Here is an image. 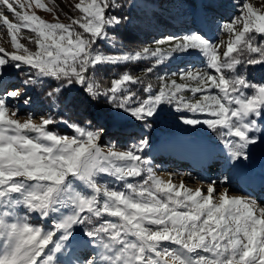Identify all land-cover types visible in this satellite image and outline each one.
Returning a JSON list of instances; mask_svg holds the SVG:
<instances>
[{"label":"snow or ice","instance_id":"6c2138e0","mask_svg":"<svg viewBox=\"0 0 264 264\" xmlns=\"http://www.w3.org/2000/svg\"><path fill=\"white\" fill-rule=\"evenodd\" d=\"M35 5L49 10L40 0ZM24 7L21 0H0V23L14 49L0 47V264H264L259 201L218 192L225 181L209 183L205 193L161 179L143 138L117 150L101 144L102 129L65 122L72 135H62L50 130L52 116L35 122L30 112L21 120L16 102L26 91L5 79L6 69L26 70L25 89L55 82L47 93L53 104L77 89L149 126L164 105H174L181 123L217 134L225 162L234 167L264 140V84L247 75L250 67L264 66V10L244 0L239 15L220 26L229 35L222 55L220 45L200 33L156 41L154 49L106 54L98 45L127 19L115 11L123 7L118 0H80L79 14L67 24L18 10ZM22 29L33 34L27 43L18 39ZM191 52L204 67L173 75L195 86L161 76L155 91L125 72L102 88L95 75L104 66L152 60L147 77L165 60ZM137 84L140 93L132 90ZM186 89L201 98L186 100Z\"/></svg>","mask_w":264,"mask_h":264},{"label":"rangeland","instance_id":"374dc122","mask_svg":"<svg viewBox=\"0 0 264 264\" xmlns=\"http://www.w3.org/2000/svg\"><path fill=\"white\" fill-rule=\"evenodd\" d=\"M178 0H171L168 6H172ZM234 2V7H228L226 4H222L218 9L209 7L207 4L202 5V12L200 13V19H197L193 7H189L188 13L179 16V13H175L176 22L174 26H168L159 31L155 36L145 37L142 44L136 43H123L118 38L115 37V29L119 26L128 22V17L126 12L130 6L137 4L138 0H118V3L122 4V9L115 10L116 12L126 16V20H122V23L112 29L109 32L110 40L100 42L98 48L105 52L106 54H115L120 52H136L140 51L145 47H152L153 49L157 46L156 41L166 40L169 37H182L186 34L200 33L207 39L215 44L220 45V52L222 55L223 50L226 48V44L229 40V35L227 33L219 31L220 26L227 22L228 20L239 15V9L242 6L244 0H232ZM25 5L23 9H18L22 12H27L29 14H36L43 20L53 23L57 22V18L61 23H70V18H75L79 11L75 9V5L80 2V0H40L44 3L46 9H38L35 5V0H21ZM162 2H169V0H162ZM254 7L261 8L264 10V0H248ZM161 4V3H160ZM179 10L184 9L180 5ZM10 22L15 23L16 21L9 15ZM199 20V21H198ZM28 35H33L28 29H22L21 34H18V39L21 43H27L26 37ZM5 41L1 43L0 46L5 48L7 51L11 52L14 49L11 46L10 37L7 34L6 26L0 23V40ZM8 42V43H7ZM113 43L116 47H113ZM33 50L34 46L29 45ZM160 47H167V45H161ZM177 58L181 61L176 62ZM194 60L192 63L188 60ZM178 63V64H177ZM190 63L188 66H186ZM153 64L152 60H143L137 62H131L127 64H120L116 66H104L96 72V78L101 81V87H110L111 80L113 78H119L123 73L127 72L134 77H141L145 79L146 82H151L155 86V91L159 90L160 81L158 77H165V82L170 83L175 80L177 83H189L195 86V82H186L180 78L179 75H173V73H178L180 69H201L204 67L201 57L196 52H191L183 55H176L172 59L165 60L159 66H156L152 73L148 74L147 77L144 75V70L147 67H151ZM143 66L138 68V66ZM137 67V72L132 71V68ZM252 70L256 69V73L262 72L264 66H253L250 67ZM264 75V71H263ZM27 78V71H17L14 68L6 69L5 79L9 80L11 84L19 87L22 92L26 91V95L18 102V107L20 110L19 119L23 120L27 118L28 114L31 112L34 114L35 122H39L41 115L52 116L56 123L50 126V130L58 132L62 135H72V130H70L65 122L77 123L82 127L91 129H102L103 135L101 139L102 145H114L117 150H125L128 147L139 144L140 140L143 138L149 142V147L145 149L144 154L152 162V167L155 173L157 171L168 172L171 176V180L174 184L179 185L181 182L184 185L192 189L199 185L200 173L195 166L194 158L187 152L186 147L175 143V154L170 151H164V147L168 146L173 139V136L184 135L186 139L199 140L202 139L204 142L203 148L207 147L208 153L218 157H223L226 153L223 145L217 137V134L212 132L205 125H197L195 127L184 125L180 122V113L175 111V106L164 105V111H162L159 116L155 119L149 121V125L141 124L130 117L127 113L122 110H118L108 101L101 97L98 100H91L83 92L73 89L70 92L63 93L55 103H52V98H50L47 93L52 90L55 86V82L48 81L43 84L38 83L35 86H28L25 89L21 85V81ZM252 82L257 84H264V76L258 79L249 78ZM132 90L140 93L142 85H132ZM213 93L217 90H212ZM182 95L186 100L190 102H195L201 98V93L193 94L189 90L183 91ZM77 97L79 102L77 110L74 112L70 109L67 114L63 112V99L68 97ZM24 99H31L32 103L30 105L24 104ZM80 100V101H79ZM82 100L84 104L87 102H92L90 105L92 108V114L89 116L85 111H80V106H82ZM97 101L98 103H93ZM81 104V105H80ZM74 112V113H73ZM188 115H192L188 113ZM203 119V116L199 117ZM264 126V125H262ZM116 142L123 144L125 149H120L117 147ZM162 143V144H161ZM164 145V147H163ZM206 145V146H205ZM222 150V151H220ZM164 153V154H163ZM167 153V154H166ZM249 159L247 161V167L253 168L260 174L264 175V140H261L257 144L253 145L249 151ZM218 161L222 164V158ZM226 161V159H225ZM225 164H227L225 162ZM217 166V165H213ZM261 176V175H260ZM226 182V181H225ZM231 186H234L230 184ZM240 186V185H239ZM235 187V186H234ZM240 188V187H239ZM218 191V190H217ZM220 192V191H218ZM242 192V191H241ZM257 194L253 199H256L261 204L264 202V192H254ZM251 196V195H250ZM253 197V196H252ZM251 197V198H252Z\"/></svg>","mask_w":264,"mask_h":264},{"label":"trees","instance_id":"16d2710c","mask_svg":"<svg viewBox=\"0 0 264 264\" xmlns=\"http://www.w3.org/2000/svg\"><path fill=\"white\" fill-rule=\"evenodd\" d=\"M170 2L171 0H169V2H162V0H138L137 4L130 6L126 12V16L129 19L128 22L115 29L114 34L115 37L118 38L117 40H120L119 42L122 41L123 43L142 44L145 37L155 36L159 31H162L163 28L174 26L176 22V16L174 14L179 13V16L185 15L188 13V9L191 6L194 9L197 19H200L203 4H207L209 7L215 9H218L223 3L228 7H234V2L232 0H178L173 3L172 6H168ZM180 5H182L184 9L179 10L178 7ZM142 67L143 66L141 65L138 66V68ZM138 68H132V71L135 70L137 72ZM141 71L142 70L137 73L140 74ZM263 71L264 70L260 73H256V69L252 70L249 68L247 75L251 79H258L259 77L264 76ZM76 99H78L76 96L68 97L67 99H63L62 97V102H64V114H67L70 109L74 112L77 110L76 108L78 107L79 102H77L78 100ZM93 103L97 104L98 102L95 101ZM91 104L92 102L84 104L82 100L80 111L83 110L86 114L91 116ZM116 145L120 149H125L123 144L116 142Z\"/></svg>","mask_w":264,"mask_h":264},{"label":"bare ground","instance_id":"6f19581e","mask_svg":"<svg viewBox=\"0 0 264 264\" xmlns=\"http://www.w3.org/2000/svg\"><path fill=\"white\" fill-rule=\"evenodd\" d=\"M4 42L5 41H3L2 39L0 40V44L4 43ZM183 60H188V61H191L192 63H194L193 61L195 59L191 60V59L185 58ZM179 61H181L180 58H177L176 62H179ZM188 64H190V63H188ZM172 139L173 140L171 142H169L170 144L168 146L164 147V145H163L164 151L165 150L168 152L170 151L172 154H175V151L177 150V148H175V143H179L180 145L186 147L185 150L192 155V158H194V161L196 164L195 167H197L196 169L201 170L204 167V165L206 164V161L202 158L203 152H204V148H203L204 142L202 141V139L190 140V139H186L184 137V135L173 136ZM220 151H222V150H220ZM217 156H218V154L216 156L211 155L209 157H210V159L215 160V161H219L220 158H222L223 160H225L227 158V154L226 155L224 154L223 157L217 158ZM247 161L248 160H246V161L241 160L238 163H236L235 166L232 168V172L240 173L241 171H243V166H244V164L247 163ZM212 169H214V167L210 168L209 170L211 171ZM226 172H227V168L224 169V171H220V172L216 173L218 175V178H216L215 181L216 182L223 181L224 175L227 176ZM252 173H253V175L256 173V175L251 176V178H249L247 176H245L243 179H242V177L240 179H235V178H229L228 179L227 178L226 182L218 184L217 190L220 192H223L225 189H228L230 195H248V196L251 195L250 197L253 196L252 198H254L255 196H257V194H254V192H257V193L264 192V175L255 171V169H252ZM200 174H201L200 177L197 179V181L200 180V181H198L199 185L195 186L193 188H195V190L198 188L202 189L206 193L207 187H208L209 183H211V180L206 179V177L202 173H200ZM156 175L165 181H167L171 178L170 174L168 172H164V171H157ZM252 178L257 183L259 182V184H260V186L255 190H254V188H252V183L251 184L249 183V181L252 180ZM230 184L234 185L235 187L231 186ZM261 206H264V202H262Z\"/></svg>","mask_w":264,"mask_h":264}]
</instances>
